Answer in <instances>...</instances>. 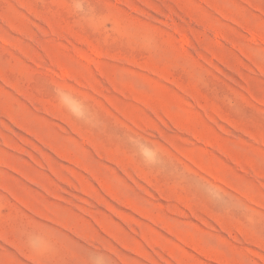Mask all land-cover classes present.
I'll list each match as a JSON object with an SVG mask.
<instances>
[{"label": "rangeland", "instance_id": "374dc122", "mask_svg": "<svg viewBox=\"0 0 264 264\" xmlns=\"http://www.w3.org/2000/svg\"><path fill=\"white\" fill-rule=\"evenodd\" d=\"M0 264H264V0H0Z\"/></svg>", "mask_w": 264, "mask_h": 264}, {"label": "clouds", "instance_id": "9594fccd", "mask_svg": "<svg viewBox=\"0 0 264 264\" xmlns=\"http://www.w3.org/2000/svg\"><path fill=\"white\" fill-rule=\"evenodd\" d=\"M58 96L61 99V102L64 104V106L68 109V111L72 112V114L76 117L80 116V110L79 111H73V109L69 106V104L67 103V101L70 100V98L68 97V95L66 93H62L58 91Z\"/></svg>", "mask_w": 264, "mask_h": 264}]
</instances>
